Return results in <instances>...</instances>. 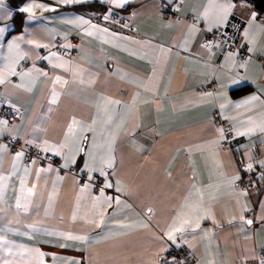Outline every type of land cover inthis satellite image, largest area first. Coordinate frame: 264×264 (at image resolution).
Instances as JSON below:
<instances>
[{
	"label": "crops",
	"instance_id": "obj_1",
	"mask_svg": "<svg viewBox=\"0 0 264 264\" xmlns=\"http://www.w3.org/2000/svg\"><path fill=\"white\" fill-rule=\"evenodd\" d=\"M164 1L169 4L170 15L163 13L161 0H131L122 9L112 8L132 24L124 27L99 18L112 7L103 0L83 4L25 0L20 5L5 0L6 9L13 13L12 20L0 22V26L5 22L11 25L8 39L23 36L24 40L47 45L35 47L20 42L28 57L20 61L17 70H40L24 81L9 75L0 59V73L8 77L2 85L3 102L7 97L20 109L17 118L8 120L9 131L5 134L23 138L24 154L32 148L44 149V141L64 143L73 117L77 124L69 142L74 137L82 140L87 136L88 140L81 144L85 149L91 147L94 134L98 145H104L108 132L118 134L115 166L105 169L108 175L100 184L82 178L83 172H89L84 168L88 162L86 153L76 156L75 164L64 167L67 149L61 150L60 163L38 160L28 166L23 156L13 175L17 151H11L5 141L0 142L8 146L0 157V175L10 177L0 182L6 185L0 200V235L11 242V254L0 250V261L66 264L67 258H73L80 264H170L169 252L186 249L188 258H177L183 264H259V251L264 249V179L259 174L264 167L257 165L243 172L240 162L252 157L250 148L264 142V133L236 136L234 129L249 118L259 122L264 114V38L254 25L253 46L238 31L236 42L240 48L244 46L248 55L242 57L238 52L234 66L225 59L224 52L231 50L224 43L209 58L201 47L206 42L207 22L195 21L207 0ZM235 2L231 24L243 29L251 13L259 11L248 0ZM35 4L56 10L34 7L38 18L30 21L28 13L20 9ZM84 5L93 7L80 9ZM78 16L109 32L86 35L90 27L68 23ZM194 21L198 31L189 36V26ZM262 22L264 15L259 13L256 25ZM72 35L78 37L79 45ZM249 48L254 50L249 52ZM52 53L61 59H44ZM3 55H8L6 47L0 49ZM245 61L246 67L240 69ZM61 63L64 68L54 66ZM56 77H60L59 82ZM230 78L241 79V83L228 87ZM20 83L32 91L16 87ZM53 89L58 94L55 104L51 103ZM221 92L232 101L223 111L219 106L226 101L219 95ZM252 95L261 100L251 106L235 107ZM101 96L121 104L110 106ZM98 105L112 109L113 125L98 124L95 133L83 131L84 125L96 119ZM246 127L243 124L240 131ZM219 128L225 129L224 139ZM29 140L33 143L27 144ZM224 141L228 143L226 148L221 147ZM105 154L103 147L98 148L97 156ZM259 160H264V152L255 162ZM25 167L30 169L27 176ZM42 168L45 171H40ZM237 174L246 188L238 186L240 180L231 183V177ZM21 180L35 193L20 199L21 205L28 204V211L16 207ZM108 182L113 187H106ZM101 189L104 197H113L110 204L104 202V197L95 199ZM199 193L203 194L207 218L200 220L194 233L178 236L176 246L166 236L169 226L178 214L193 218L191 207L200 203ZM116 199L121 203L117 204ZM248 219L253 221L251 225L243 223ZM28 225L37 227L31 229ZM61 233L87 239L73 241Z\"/></svg>",
	"mask_w": 264,
	"mask_h": 264
},
{
	"label": "snow or ice",
	"instance_id": "obj_2",
	"mask_svg": "<svg viewBox=\"0 0 264 264\" xmlns=\"http://www.w3.org/2000/svg\"><path fill=\"white\" fill-rule=\"evenodd\" d=\"M86 2L87 0H59V3L61 4H75V3L83 4ZM103 2L105 4L112 6L109 8L108 13L103 16V19L105 21H108L112 16V8L122 9L126 5L130 4L131 0H103ZM242 6H247V5L245 4ZM34 7L43 9L44 11H55L56 10L55 8L46 7L43 4H35V5H30L28 7H25V8H21L20 11L24 13H28V17H27L28 20L30 21L35 20L38 17L35 15L33 11ZM236 7H237V4L235 0H207L206 5L203 6V10L197 13L195 17V21H199V20L206 21L207 22L206 31L213 32V30H215L225 40H230L231 38L228 37L227 30L230 27H233V25L231 24V18L234 14V10L236 9ZM258 18H259V13L253 11L249 19L245 22L247 26L243 29H238V31L242 32V36L247 41V43L252 44L253 46L256 44V34L253 33V31L251 30L254 25L260 29L259 34L262 38H264V22H262L259 25H256V21L258 20ZM12 19H13V13L9 11L8 9H6L5 0H0V22L10 21ZM195 21L193 22L192 25L189 26V36L194 35L198 31L197 24ZM68 23H74V24L90 27L91 31H88L87 29L85 31V34L89 36L95 35V34L103 35L109 32L107 28H100L98 25L91 24V21L86 19L84 16H78L75 20L68 21ZM10 26L11 25L6 22L3 23L2 26H0V41H3V42H0V49H4L6 47L7 53H8V55L0 56V59L3 60L4 67L7 70V73L9 75L17 76L20 78L21 81H24L25 78L31 77V74L33 71L40 72V70L35 69V68L29 69L27 71L17 70V66L19 65L20 61L28 57V53L24 52L21 49L20 42L23 41L25 44H32L35 47H47V45H39V44H35L34 41L24 40L23 36H12L11 39H8V36H10V33H9ZM125 27H127V25H125ZM111 35L113 36V38H117L115 33H112ZM223 43H224L223 40H209L203 43L201 47L207 50L209 58H211L212 56L215 55L214 49L221 48V45ZM66 47H70V45H67ZM253 50H254L253 48L248 49L249 52H252ZM168 51H171V49H168ZM224 55H225V59L227 61H231L234 66L238 52L225 51ZM51 57H55L56 59H61V57L56 56L55 53L50 54V57H45L44 59H50ZM246 64H247V61H245L244 63H241L239 65V68L244 69L246 67ZM54 66L59 67V68H64L65 64L61 63V64H57ZM40 74L47 76V73H40ZM242 79H246V77ZM59 81H60V77H56V82H59ZM6 82H8V77L5 76L3 73H0V85L5 84ZM240 83H241V79H231L230 78V84L228 85V87H231L233 85H237ZM16 87L22 88L29 92L32 91V88L27 87L24 83L17 84ZM262 92H264V90H262ZM208 95H211V94L209 93ZM219 95L221 96V98H223L226 101L225 104H221L219 107L222 111L226 110L227 107L232 104V101L227 98L226 93L221 92ZM57 97H58V94L53 89V97H52L51 103L53 104L57 103L58 102ZM101 100H107V103L110 106L121 104V101L119 100H114V99L106 98L103 96H101ZM260 100H261L260 96L252 95L240 101L239 103H237L235 107L240 108V107L251 106V105H254L255 102L260 101ZM5 102H8L7 97H5ZM261 102L264 103V101H261ZM10 106L15 108V105H10ZM49 111H51V109H49ZM101 116H103V119H101ZM225 119H230V118L225 117ZM113 122H114V118L112 115V109L110 107H101L98 105L97 112H96V119H93L91 121V124H88V125H84V122H80V123L84 125L83 131H89V132L95 133L96 126L98 124H103L106 127H110L113 125ZM8 124H9L8 119H0V136H3L6 131H9ZM76 124H77V120L75 117H73L72 123L69 125L67 132L65 134L64 143L53 145V144H49L48 141H44V144L46 145V147L43 150L44 151L54 150L57 154H63L61 150L67 149L68 155H66L65 157L64 167H68L69 163L75 164L76 156H78L80 153H86L88 156V162L84 164V168L87 169L89 172H99L100 175L106 177L108 173L105 171V169L106 168L111 169V168H114L115 166V155H114L115 147L114 145H115L116 135L118 134V132L117 133L108 132L107 140L105 141L104 145H98L96 143V136L94 134L92 137L91 147L88 149H85L83 146H81V144L82 142H86L88 140L87 136H82V140L74 137L72 138L71 143L69 142V137L71 136L73 132V128ZM243 124H246L247 127L245 128L244 131H240V126H242ZM240 126H237L234 129V133L236 136H251L254 132H257V131L264 133V114H261V118L259 122H257L256 120L252 118H249L248 121L246 122H240ZM37 130L38 128L33 129L34 132ZM217 131L219 132L221 139H224L225 129L219 128L217 129ZM26 143L32 144L33 141L29 140V141H26ZM7 147H8L7 145H0V157H2V154L7 150ZM101 147H103L106 150V154L97 156V150L98 148H101ZM23 156H24L23 149L16 152L15 158H14L15 162L13 163V166H12L13 175L16 173L17 164L23 159ZM32 163H35V161H32ZM97 164L99 165V167L94 166ZM0 165H2V159H0ZM257 165L264 167V160H259L253 163L252 157H249V162L246 164L245 170L252 171L254 167H256ZM47 170L51 171V168L49 167V169ZM40 171H45V169L42 168L40 169ZM24 173H25V176H27L30 173V169L25 167ZM260 177L261 179H264V172H261ZM8 179H10L9 176L0 175V182L6 181ZM37 179H39V174H37ZM238 180H240V176L238 174L231 177L232 184H234L235 181H238ZM4 187H6V185L0 184V200L3 199ZM106 187L111 188L113 187V184L111 182H108L106 184ZM193 187L195 188V186ZM117 190L119 191L120 189L118 188ZM81 191H83V189H81ZM19 192H20V195H19V198L17 199L16 207L18 209L23 208L24 211H28V204L21 205L20 199H28L29 197L33 196L35 194L34 190L33 188H26L25 181L21 180V187H20ZM243 194L246 195L247 193L244 192ZM191 195L192 193H189V198L191 197ZM199 195H200V203L191 207V213L193 215V218L185 219L183 214L181 213L177 215V217L172 221L171 225L169 226V230L166 233V236L168 240L172 241L174 244H176L178 236L182 237L183 234L188 231H192L194 233L196 229L200 227V220L202 218H207V214H208L207 210L203 209L202 207L203 194L199 193ZM101 197H104L103 189L100 190V196L96 197L95 199L99 201ZM187 199L188 198H186L185 207L188 206ZM112 200H113V197L111 196L104 197V202L106 203L110 204ZM116 203L119 204L121 203V201L119 199H116ZM152 211L153 210L151 208L148 209L149 213H152ZM200 213H204V215L201 216ZM99 222L101 224L104 223L103 220H100ZM243 223L247 225H251L253 221L251 219H248V220H243ZM177 225H179V227H177ZM28 227L31 229H35L37 226L28 225ZM9 231H11V229H9ZM61 235H66V237L69 240H73V241H80V240L87 239V237L85 236L73 235L71 233H67V234L61 233ZM206 238H207V234H206ZM182 243L187 244L188 241L182 240ZM10 244H11L10 241H7L3 235H0V250H3L11 254V248L9 247ZM59 246L68 247L70 245L60 244ZM176 246H179V244H176ZM43 255L45 254L41 253V256ZM0 264H8V262L0 261ZM66 264H80V262L73 258H67ZM170 264H183V261L177 259V257H172ZM259 264H264V259H261L259 261Z\"/></svg>",
	"mask_w": 264,
	"mask_h": 264
},
{
	"label": "built area",
	"instance_id": "obj_3",
	"mask_svg": "<svg viewBox=\"0 0 264 264\" xmlns=\"http://www.w3.org/2000/svg\"><path fill=\"white\" fill-rule=\"evenodd\" d=\"M161 9L163 11L164 14H169L170 15V9H169V4L167 2H165L164 0H161ZM107 14V13H101L100 15V19L103 20L104 22H110L116 25H122L125 27V25H127V27H131V23L127 21V19H125L121 13H116L113 12L111 18L108 21H105L103 19V16ZM236 32V28L234 27H230L227 30L228 33V37H230V40H225L223 37L220 36V34L218 32H216L215 30H213V32H208L206 31L205 34V41H209V40H216V39H220L224 41V44L226 45V48L228 50L231 51H237L239 52V54L242 57H246L248 55L247 50L244 48V46H242L241 48L238 46L237 42H236V38H235V33ZM72 38L74 41H76L77 45H79L80 41L78 39V37L72 35ZM61 39H58V41H60ZM62 43V42H61ZM60 45V44H59ZM32 66V64H31ZM2 92H3V87L2 85H0V119H8L10 122L17 118L19 113H20V109L15 105V108L11 107L10 105H13L9 102H3V98H2ZM5 141L9 148L11 149V151L16 152L20 149H24L23 148V138L18 136H13L10 134H5L4 137L0 138V142ZM221 147L226 148L228 147V143L226 141L221 143ZM251 154H252V162L255 163V159H257L258 157H260L263 152H264V142L261 143L260 145H255L253 147L250 148ZM38 160H42V161H55L57 163H60L62 161V154H57L56 152L54 153H50V152H46L43 150L42 147L40 148H32L30 150L25 151L24 154V163L28 166H32L34 163H32V161H37ZM249 162V160H244L242 159L240 162V168L241 170L246 171V164ZM264 172V171H261ZM260 172V174H261ZM259 174V175H260ZM82 178L83 179H87V180H91L93 182H95L96 184H100L103 181V176L97 173H89L87 171L82 173ZM239 187L241 188H246L247 184L245 183V181H243L242 179L239 181L238 183ZM167 256L169 257H177V258H184L187 259L188 258V251L186 249H182V250H172L171 252H169L167 254ZM261 259H264V249L259 251V261Z\"/></svg>",
	"mask_w": 264,
	"mask_h": 264
},
{
	"label": "trees",
	"instance_id": "obj_4",
	"mask_svg": "<svg viewBox=\"0 0 264 264\" xmlns=\"http://www.w3.org/2000/svg\"><path fill=\"white\" fill-rule=\"evenodd\" d=\"M25 0H11V3L13 4V5H20V4H22L23 2H24ZM249 1V3L252 5V6H254L258 11H259V13L261 14V15H264V0H248ZM91 7H93V6H91V5H84V6H80V9H86V8H91ZM128 9V8H127ZM122 11V10H121ZM126 11V10H125ZM113 12V11H112ZM122 12H124V11H122ZM120 13V12H119ZM19 14H21V13H19ZM238 26H239V24H238ZM237 32H238V29H236V34H235V38H236V41H237Z\"/></svg>",
	"mask_w": 264,
	"mask_h": 264
}]
</instances>
